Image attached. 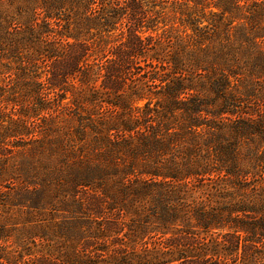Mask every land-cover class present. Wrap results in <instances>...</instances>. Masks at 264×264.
Instances as JSON below:
<instances>
[{"label": "trees", "instance_id": "trees-1", "mask_svg": "<svg viewBox=\"0 0 264 264\" xmlns=\"http://www.w3.org/2000/svg\"><path fill=\"white\" fill-rule=\"evenodd\" d=\"M6 1L19 15L39 3L49 18L71 19L67 48L45 47L24 28L16 34L53 57L48 88L66 93L62 83L74 77L93 91L82 101L73 96V107L61 99L47 107L71 109L76 126L51 141L61 158L46 169L52 180L23 184L12 200L29 218L0 226V240L12 237L16 248L0 244V264H264V187L251 190L233 149L237 137L247 144L264 138V117L235 122L232 146L219 143L216 154L210 140L225 125L219 117L256 101L264 109V0H186L212 8L202 27L203 20L183 19L184 35L152 33L158 21L150 0ZM4 9L0 19L9 24L14 17ZM11 41L13 51L21 45ZM136 69L140 83L125 91ZM147 83L162 84V96L150 97ZM34 92L35 108L51 102ZM2 121L7 135L28 133L22 118ZM43 142L35 150L45 152ZM213 174L221 176L210 194L230 198L216 207L188 194L205 191L194 184ZM50 191L49 200L41 198ZM248 191L260 196L254 207L244 201Z\"/></svg>", "mask_w": 264, "mask_h": 264}, {"label": "rangeland", "instance_id": "rangeland-1", "mask_svg": "<svg viewBox=\"0 0 264 264\" xmlns=\"http://www.w3.org/2000/svg\"><path fill=\"white\" fill-rule=\"evenodd\" d=\"M150 1L152 3L150 11L152 16L150 15V17H155L158 21L155 27L156 31H152V33H159L162 32L163 29H170L175 34L181 33L184 35L186 34L185 31L186 28L188 29V26L184 24L186 22H184L183 19L193 18L203 20L204 22L200 24L201 27L208 24V21H211V12L209 9L212 8V6L210 8L193 6L191 3H186V0ZM219 1L221 0H208L207 5H213L214 2ZM249 2L250 0H245L242 3L246 5ZM14 3H17V1L15 0ZM38 4L39 3H34L32 8V4H30L29 8H25L26 11L23 10L24 12H22V15H19L15 11L14 5L8 4L6 0H0V12H2L3 7L8 11L7 15H10L12 18L14 17V20L10 21L9 24H6L0 19V226L12 225L13 228L20 227L21 222L29 218V216L15 205L11 207V203L14 202L12 200L18 197V193H20L23 184L32 188L37 184L39 186H44L45 180L47 179L52 180L51 176L48 177L46 169L53 164L58 165L59 162H61V158H58L59 148L57 143L51 141L54 140V135L56 133H62L67 130L70 131V129L76 126L75 116L73 114H68L71 113V109H66L64 107L59 111L57 110L58 106L56 110H51L52 107H55L60 99L63 103L70 102L73 96L81 100V95H88L89 97L90 92L93 91L89 88L88 83H80L79 79L74 77H69L62 83L63 88L67 87L68 89L66 93L62 90L48 88V86L50 87L48 75H50V70L55 65L54 62H52L53 57L51 58L44 51H41V53L36 52L33 49L32 43L28 41L26 43L23 42L24 35L20 36L16 33L24 28L25 32H34L37 39L42 38L41 44L43 46L46 47L52 44L63 49L64 46L67 48V45L64 44L65 41H72L71 38L67 37V34H64L65 30L68 28L73 29L74 23L71 19L68 20L64 13L61 14L60 18H49L45 14V11L38 7ZM213 9L217 11V9ZM119 29L114 33L117 34L116 38L123 35L120 34V32L122 29L125 30L124 25L123 28L120 26ZM7 32L11 35H8ZM11 39L14 41H21V45L16 47L14 51L11 50L12 47L9 49L8 46L9 43H13ZM58 52L61 53L62 51ZM19 57H21V59ZM94 63H97V61L95 60ZM141 65L143 64L141 63ZM136 71H139V69L134 70V74L131 73L129 79L126 80V84L123 88L125 91L127 89L130 90L132 87H136L140 83L139 77L135 74ZM162 72L163 71H161V73ZM39 83L41 89L36 88ZM145 85L148 87V92L151 91L150 97L154 98L155 95L156 97L162 96L160 93L164 87L162 84L147 83ZM98 86L99 85H97L96 88H99ZM96 88L94 91H96ZM35 90L41 92L40 98H46L51 101L48 104L45 103L47 106H44V108H35L36 104H34V102L38 100L34 92ZM99 91L104 92L102 88H100ZM63 95L65 96L64 99H62ZM259 103L258 101L253 102L252 106H250L251 103H249L248 108L246 106H241L237 114H227L226 118L224 116L218 118V120L224 122L226 126L224 125L220 131H214L210 137L212 144L215 145V154L219 143H223L226 147L232 146V138L235 135L232 126L237 124L235 122H241L243 119L252 120L258 116L264 117V109H260L259 112L257 111ZM142 104L143 103L140 102L132 105ZM71 105L73 107V104ZM48 106L51 107V109H48ZM20 118L26 121L28 133L12 134V136H10V134L7 135L5 131H3V127L7 123H4L2 120L12 119L11 122L7 121L8 124H11L12 122H18ZM32 131L33 133H31ZM65 138L66 136H64V139ZM237 138L235 139V146L233 149H235L237 162L239 164L237 168L241 171L239 175L245 179L252 191L257 190V193H259V187H264V138H259L257 141L251 142V144H247V141ZM40 140L44 141L43 147L45 152L35 150ZM217 176L221 175L213 174L202 177L199 176L198 178L201 179V182L194 184L196 187L195 189L203 188L205 191H191L189 188L188 194L193 195L191 198H193L194 201H201L206 198L207 203L213 207H216L217 202L220 201L229 202L230 198L224 197L223 193H221L222 198H220L219 194L216 193L211 195L209 192L210 190H214L210 184L216 180ZM230 177L232 176L230 175ZM192 180L193 179H191L189 183ZM247 190L249 189L247 188ZM257 193L249 192V194L244 197V201L247 205L251 204L253 201L257 202L258 198L260 199ZM51 194L52 191L46 192L41 198L49 200ZM9 200L10 204H8ZM249 206L254 207V203ZM125 218H128V216H125ZM167 223L168 225L171 223H179L181 227H185L184 224L178 221H170ZM156 230L158 231L159 229L156 228L155 231ZM3 231L2 229V233ZM166 231H168L166 235H169L171 228ZM164 237L167 238V236H161V238L157 240L163 241L165 240ZM10 240H13V238H9V244L4 240H0V244H7L10 249L15 250L16 248L14 244H11L13 242ZM170 264H179V261Z\"/></svg>", "mask_w": 264, "mask_h": 264}]
</instances>
